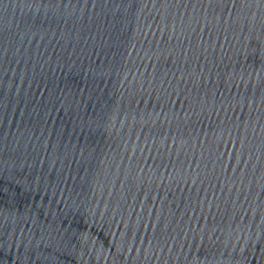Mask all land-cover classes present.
Listing matches in <instances>:
<instances>
[{
  "label": "water",
  "instance_id": "water-1",
  "mask_svg": "<svg viewBox=\"0 0 264 264\" xmlns=\"http://www.w3.org/2000/svg\"><path fill=\"white\" fill-rule=\"evenodd\" d=\"M264 141V0H165Z\"/></svg>",
  "mask_w": 264,
  "mask_h": 264
}]
</instances>
